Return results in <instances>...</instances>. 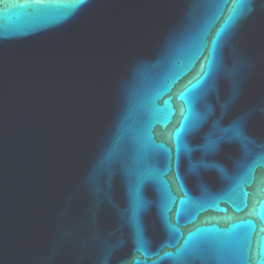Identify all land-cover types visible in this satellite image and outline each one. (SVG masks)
<instances>
[{
	"label": "water",
	"instance_id": "obj_1",
	"mask_svg": "<svg viewBox=\"0 0 264 264\" xmlns=\"http://www.w3.org/2000/svg\"><path fill=\"white\" fill-rule=\"evenodd\" d=\"M264 264V0H0V264Z\"/></svg>",
	"mask_w": 264,
	"mask_h": 264
},
{
	"label": "snow or ice",
	"instance_id": "obj_2",
	"mask_svg": "<svg viewBox=\"0 0 264 264\" xmlns=\"http://www.w3.org/2000/svg\"><path fill=\"white\" fill-rule=\"evenodd\" d=\"M80 2H83V0H80ZM258 264H261V262H258Z\"/></svg>",
	"mask_w": 264,
	"mask_h": 264
}]
</instances>
